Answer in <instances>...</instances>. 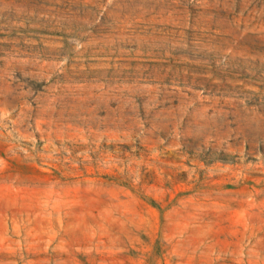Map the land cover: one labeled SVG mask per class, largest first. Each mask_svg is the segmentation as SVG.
I'll return each mask as SVG.
<instances>
[{
  "label": "rangeland",
  "instance_id": "374dc122",
  "mask_svg": "<svg viewBox=\"0 0 264 264\" xmlns=\"http://www.w3.org/2000/svg\"><path fill=\"white\" fill-rule=\"evenodd\" d=\"M0 264H264V0H0Z\"/></svg>",
  "mask_w": 264,
  "mask_h": 264
}]
</instances>
